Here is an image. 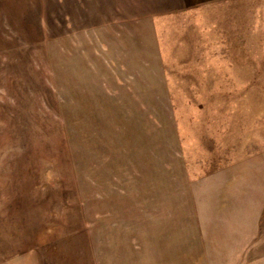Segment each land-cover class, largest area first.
Segmentation results:
<instances>
[{"label": "rangeland", "instance_id": "1", "mask_svg": "<svg viewBox=\"0 0 264 264\" xmlns=\"http://www.w3.org/2000/svg\"><path fill=\"white\" fill-rule=\"evenodd\" d=\"M0 264H264V0H0Z\"/></svg>", "mask_w": 264, "mask_h": 264}, {"label": "crops", "instance_id": "2", "mask_svg": "<svg viewBox=\"0 0 264 264\" xmlns=\"http://www.w3.org/2000/svg\"><path fill=\"white\" fill-rule=\"evenodd\" d=\"M258 208V207H257ZM262 211V208L261 210L259 211V208L258 209H255L254 208V219H253V229H256V226L257 224L259 223V219H260V213ZM263 212V211H262ZM262 214V213H261ZM255 223V224H254Z\"/></svg>", "mask_w": 264, "mask_h": 264}]
</instances>
